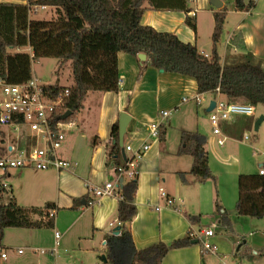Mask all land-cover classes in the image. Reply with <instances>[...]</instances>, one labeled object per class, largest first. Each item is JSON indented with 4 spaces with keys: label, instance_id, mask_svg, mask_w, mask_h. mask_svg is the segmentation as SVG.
<instances>
[{
    "label": "crops",
    "instance_id": "crops-1",
    "mask_svg": "<svg viewBox=\"0 0 264 264\" xmlns=\"http://www.w3.org/2000/svg\"><path fill=\"white\" fill-rule=\"evenodd\" d=\"M187 1L193 8L188 16L196 18V32L185 23L187 13L183 11L148 8L141 22L158 31L174 33L182 41L195 44L201 53L209 55L212 49L214 6L211 0ZM244 1L254 2V7L249 11H238L234 0H222L221 8L226 5L227 18L219 44L221 61L224 64L233 59V55L244 52L232 43L234 35L241 34L246 50L261 60L264 66V0ZM54 16V12L50 14L51 18ZM201 30L204 32L203 40ZM118 63L119 91H90L77 114L75 126L67 130L59 155L76 163L73 169L61 172L54 169H20L15 175L12 171L4 175L0 172L2 178L13 175L15 180L22 179L24 183L21 188L12 184L8 186L10 197L13 195L18 204L23 206L55 204L57 219L53 229H50L54 231V244L55 231H58L55 229L56 222L59 220L65 233L73 232L77 248L88 256L91 253L90 257L94 259L93 263L88 261L81 264H98L95 255L101 244L104 247L106 234L118 224L119 197H97L93 187L104 184V180L112 176L106 165V144L111 139L113 125L119 123L121 112H127L131 120L124 136V146L132 144L137 148L145 141L150 145L138 164V188L134 200L137 213L130 223L135 247L142 249L158 242L171 244L189 235L192 238L190 244L169 250L163 259L164 264H222L223 260L237 261L239 264H264V218L239 217L235 213L239 175L256 173L251 171L252 163L260 168L264 164V134L249 135L257 119L264 116V111L257 113L256 106L251 116L236 115L223 120L220 127L225 139L220 145L218 139L221 136L214 134L210 119L205 120L204 113H211L213 101H228L225 96L211 92L199 93L195 79L157 69L152 65L149 55L142 60L138 55L120 52ZM198 94L202 99L200 102L195 99ZM184 97H187L186 101ZM193 100L195 102L190 105L189 102ZM163 111H170L169 116L164 118L161 114ZM173 111L176 115L171 114ZM155 122H159L165 130L163 141L149 135V126ZM263 125L264 119L257 131L262 130ZM172 129L178 133L173 138L169 133ZM196 130L207 138L209 166L215 180L217 178L219 200L223 207L221 212L227 211V224L222 222L221 214L215 213L213 183L210 180L201 182L188 173L192 156L178 154L181 132ZM8 133V130L2 129L3 145L0 146V153L5 156H15L20 150L28 151L37 144L36 138L27 129H17L15 136L10 139L7 138ZM94 137H97L96 144L92 143ZM161 189L175 200L174 206L167 205L166 199L160 195ZM64 217L67 222L61 220ZM21 229L29 231L30 236L34 237L42 228ZM208 229L214 231L207 239L217 247V254L204 253L202 250L199 236H203V232ZM191 233L194 235L191 236ZM5 234L6 230L3 232ZM43 234L46 236L45 231ZM21 235L29 241L28 246L33 244L28 234L26 236L24 232ZM2 239L0 264H15L12 259L9 261L11 256L8 249L21 255L24 253L23 247L16 248V245ZM20 249L23 251L19 252ZM42 249L31 248V252L48 254L42 253ZM2 253H6L7 257H2ZM12 257H16V254ZM28 263V258L21 262Z\"/></svg>",
    "mask_w": 264,
    "mask_h": 264
},
{
    "label": "trees",
    "instance_id": "trees-1",
    "mask_svg": "<svg viewBox=\"0 0 264 264\" xmlns=\"http://www.w3.org/2000/svg\"><path fill=\"white\" fill-rule=\"evenodd\" d=\"M17 1L0 0V79L7 83L31 79L32 60L35 58L55 57L59 68L69 63L73 76L71 85L44 86L54 96L69 90L65 100L71 114L65 119L57 117L58 120H76L90 91H119L120 52L135 56L145 53L157 69L192 77L197 82L199 93H216L219 88V94L225 96L228 102L240 101L254 107L264 105V66L261 60L246 50L241 34L234 35L232 43L244 52L239 53L234 62L222 64L219 44L227 18L226 5L221 9L213 7L212 49L206 56L195 44L182 41L176 34L158 31L141 22L148 8L183 11L187 13L185 23L196 32V18L188 16L193 8L187 0ZM234 3L238 11H249L254 7V2L234 0ZM41 6L52 8L55 16L51 19H32L30 12ZM27 47L32 49L33 56L18 51ZM1 127L0 144L3 142ZM164 135L165 130L160 125V140H164ZM96 142L97 137H94L92 143ZM206 142V136L198 130L182 131L178 148L179 155L192 156L188 173L201 182L215 180L209 166ZM106 146L107 168L113 180H118V224L106 234L104 254L100 258L103 264H164L163 259L169 250L189 245L192 238L188 235L171 244L158 242L142 249L135 247L130 223L137 213L134 200L138 183L137 177L126 180L125 176H119V169L124 165L121 162L118 122L113 125L111 139ZM238 188L236 215L264 218V174H240ZM3 191L6 189L0 187V194ZM222 209L216 189L215 213L221 214L222 222L227 224V211L221 212ZM56 212L57 207L53 203L23 206L11 195L8 202L0 203V239L6 228H53Z\"/></svg>",
    "mask_w": 264,
    "mask_h": 264
},
{
    "label": "built area",
    "instance_id": "built-area-1",
    "mask_svg": "<svg viewBox=\"0 0 264 264\" xmlns=\"http://www.w3.org/2000/svg\"><path fill=\"white\" fill-rule=\"evenodd\" d=\"M41 8H46L41 6ZM38 7L33 9L35 12ZM206 55V54H205ZM208 56V55H206ZM120 83V80H119ZM46 84L38 81L37 78L21 83H7L0 79V90L2 99H0V125L11 126L14 130L25 127L35 138L37 144L30 150H20L15 156H5L0 153V170L4 174L14 169H36L50 170L54 169L58 172L72 170L76 163L67 160L59 155L66 136L67 130L75 126L76 120L61 121L57 117H62L67 109L65 97L69 95V90L65 89L63 94L54 96L45 89ZM216 93L219 94V88ZM197 102L202 99L195 96ZM184 101L187 97L183 98ZM255 108L249 103L215 101V106L210 113V122L213 132L221 136L218 143L222 145L225 137L221 131L220 123L228 120L236 115L251 116L254 114ZM165 118L169 116V111L161 112ZM69 117V116H68ZM67 117V118H68ZM160 123L155 122L149 126V135L151 137H159ZM150 145L145 141L137 148L132 144L125 145L126 153H130L126 160L122 162L124 167L119 169V176H128L135 178L138 175V164L143 159ZM12 150V149H11ZM260 174H264V168H260ZM118 180L106 181L104 184L93 187V192L97 197L116 195V187ZM0 187L8 190V186L4 183L0 176ZM161 197L165 198L168 206H174L175 200L167 194L164 189L160 190ZM212 229L205 230L203 236H199L202 242V250L204 253L217 254V247L208 241V237L212 236ZM194 234L191 233V236ZM61 233L55 231V246L49 250L42 249V253L56 255L58 245L60 243ZM106 244V239L104 240ZM23 250H19L22 252ZM2 257H7L6 253H2ZM222 264H239L237 261L223 260Z\"/></svg>",
    "mask_w": 264,
    "mask_h": 264
},
{
    "label": "rangeland",
    "instance_id": "rangeland-1",
    "mask_svg": "<svg viewBox=\"0 0 264 264\" xmlns=\"http://www.w3.org/2000/svg\"><path fill=\"white\" fill-rule=\"evenodd\" d=\"M53 13V9L52 8H41L38 7L37 11L35 12L34 10H32L30 12V17L32 19H51L50 14ZM201 36H202V40L204 38V32L201 30ZM207 37V36H206ZM207 40V39H206ZM13 51H17V50H13ZM18 51H22V52H26L29 53L31 56H33V51L30 47L27 48H22V49H18ZM233 60L232 58L230 59L229 62H234L236 60V55H233ZM58 59L55 57H41V58H35L32 60V74L33 77L35 76V78L38 79L39 82L43 83V84H60V85H70L73 83V76H72V72L70 69V65L69 63L63 65L61 68H59L58 66ZM0 99H2V92L0 90ZM208 99V96H207ZM193 102H195V100L190 101L189 104H193ZM240 102V101H239ZM207 104V102H206ZM204 104V105H206ZM264 111V105H258L257 106V113ZM170 112V111H169ZM171 114L176 115V112L173 111L171 112ZM172 115V116H173ZM205 115V120L206 119H210V114L208 113H204ZM211 123V122H210ZM2 129H4L5 131L8 130V134H7V138L10 139V137L15 136V132L16 130H14L12 127H1ZM21 129H26L25 127H21ZM21 131V130H20ZM19 132V131H18ZM170 136L171 138H173L174 136H177V130H169ZM264 134V125L262 130L257 131L255 130V128H253L250 132L249 135L251 136H259V135H263ZM3 144L1 143L0 146H2ZM22 170H28V169H22ZM260 170V166L256 165V163H252L251 166V171L254 172H258ZM20 171L19 168L12 170V174H17ZM250 171V170H249ZM1 172V170H0ZM214 174V173H213ZM126 178H128L127 176H125ZM114 178L109 177V179L104 180L103 183H105L106 181H110L113 180ZM3 181L4 183L10 187V185H16V187L21 188L23 187V181L22 179L20 180H15V176H11V177H3ZM115 181V180H113ZM214 186V192L216 194V189L218 190V186L216 184L217 182V178L216 180L212 181ZM219 192V191H218ZM10 199V194L9 191H3L0 194V203H6L8 202ZM57 219V218H56ZM55 219V220H56ZM62 221L67 222V218H62ZM58 224V225H57ZM50 229L53 228H42L40 229L38 232H36L34 237L30 236L29 231H23L24 229L21 228H6V234L3 235V241L7 242L9 241L12 245H16V248H21L23 247L24 253L19 255L18 253H16L14 251V253L16 254V257H12L13 255H15L13 253V249H8V253L11 259L13 260V262L15 264H21V262L25 259L28 258L29 263L28 264H81L82 262H88L89 263H93L94 259H92L91 253L90 256H88V254H85L82 250H80L79 248H77L78 246H76L77 243V239L74 237L73 232L70 231L68 233L64 232V227L62 225H59V220L58 223L56 222V230H58L61 234H62V238L60 240V243L58 245V251L57 254L55 255V257H52L49 254H34L31 252V248H43V249H51L54 246V231H50ZM43 231L46 232V236L43 234ZM25 232V235L28 234L30 236V239L33 240V244H30V246H28V240L26 241V238L24 236H22L21 234H23ZM51 232V233H50ZM27 236V235H26ZM28 247V248H27ZM31 247V248H30ZM29 249V250H28ZM104 254L103 251V245L101 244L99 251L97 252V254L95 255V262H97L98 264H103L102 259H100V257ZM31 255H36L34 257H31Z\"/></svg>",
    "mask_w": 264,
    "mask_h": 264
},
{
    "label": "water",
    "instance_id": "water-1",
    "mask_svg": "<svg viewBox=\"0 0 264 264\" xmlns=\"http://www.w3.org/2000/svg\"><path fill=\"white\" fill-rule=\"evenodd\" d=\"M211 4L217 8L220 9L223 6V2L222 0H211ZM146 54L145 53H139L138 57L142 60L146 59ZM215 106V101H213L211 103L210 109H212ZM71 114V110H67L65 112V114H63L62 118L65 119L67 118L69 115ZM264 116H260L256 123H255V129L257 130L259 127V124L263 121ZM131 120V116L127 113V112H121L120 114V118H119V144L121 147V152H122V157H121V162H124L126 160V151H125V146H124V136L127 133V127L128 124ZM121 182L123 181V179L120 180ZM115 233H118V226L115 228ZM104 260L106 261L105 256H103Z\"/></svg>",
    "mask_w": 264,
    "mask_h": 264
}]
</instances>
